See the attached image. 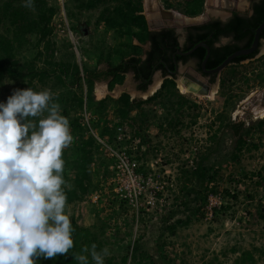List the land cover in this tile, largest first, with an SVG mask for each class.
<instances>
[{"label": "rangeland", "instance_id": "obj_1", "mask_svg": "<svg viewBox=\"0 0 264 264\" xmlns=\"http://www.w3.org/2000/svg\"><path fill=\"white\" fill-rule=\"evenodd\" d=\"M88 1H48L57 9L52 22L56 59L78 64L81 68L105 71L110 56L114 65L119 63V56L114 51L129 37L120 38L114 31L107 30L99 21L104 6L88 10L82 6ZM146 1L143 0L145 14ZM166 1L159 0L162 7H167ZM168 2L172 4L168 10L185 16L187 0ZM241 4L239 0L238 6ZM215 5L205 8L201 16L206 13L226 14L225 4L215 0ZM82 28H87L89 34L84 35ZM133 43L137 44L135 40ZM34 57L33 49L22 54L23 62L32 61ZM99 57L103 58L101 64L97 63ZM38 65L44 67V62L40 61ZM239 73L248 80L231 83L225 91L216 85L214 88L218 93L214 99L211 97L212 100L194 93L183 95L188 100L186 109L179 114L169 109L170 118L179 119L181 126L169 127L163 106L146 107V111L156 108L152 109L144 124L143 133L149 136L151 145H146L144 152L139 148L136 154L141 170L153 181L143 192L139 212L119 201L114 194L111 164L105 151L101 147L93 151L89 165V193L83 200L69 204L68 212L72 222L87 229L96 239L98 250L109 249L110 255L105 258V263L111 257L119 261L123 255L130 254L137 242L141 251L153 258L154 264H238V259L247 252L253 255V264H264V220L261 218L264 214V127L259 126L264 119L243 110L250 98L264 90V57L240 68ZM158 78L159 73L154 81ZM109 81L95 83L93 96L96 102L107 97L118 99L124 93L131 99L145 101L155 94L149 92L151 88L161 83L156 81L148 92L140 96L136 94L132 74L126 75L123 84L116 85L113 91L108 89ZM47 83L46 86L39 85V91L50 89L56 97L65 95L67 101L62 110L66 109L72 118L81 115L75 109V97L84 94V108L88 105L85 96L88 86L84 81L80 86H74L69 80L68 87H63L51 76ZM98 87H105V94L100 93V96ZM17 89L27 88L21 86V80L6 78L0 87V102H6ZM108 108V120L115 119V104L111 103ZM240 122L245 123L242 136L247 143L242 152L237 150L238 137L227 128V124ZM159 123H164V126L159 127ZM104 126L105 118L100 120L97 117L94 125L96 134L100 136ZM123 131L135 139L131 128L126 126ZM81 136L87 140L89 133L86 131ZM77 143L75 137L64 155V176L68 177L64 178L72 188L76 186V165L80 158L75 149ZM253 144L259 148H252ZM196 161L203 163L209 175L216 174L213 183H204L193 176ZM225 191L237 199H232ZM154 193L155 204L147 206ZM96 195L100 199L94 203L92 197ZM178 221L184 224H178ZM171 226H175L174 231L169 229ZM44 260L40 257L39 264Z\"/></svg>", "mask_w": 264, "mask_h": 264}, {"label": "trees", "instance_id": "obj_2", "mask_svg": "<svg viewBox=\"0 0 264 264\" xmlns=\"http://www.w3.org/2000/svg\"><path fill=\"white\" fill-rule=\"evenodd\" d=\"M49 0H35V7L29 9L23 6V0H5L0 1V87L6 78L11 80H21V86L25 88H33L39 91L38 86H46L51 76H54L57 83L63 87H68L69 80L72 85L80 86L84 81L88 90L86 93V109L94 117H99L100 120L105 118V126L103 127L100 136L107 140L108 143H114L117 137L118 128L129 127L133 130V137L141 141L140 147L151 145V140L148 135H145V120L153 112L152 109L146 111V107L151 105H161L167 111V123L169 127L181 126L180 120L171 117L169 109H173L177 114L186 109L188 100L175 90V84L172 80H166L162 89L152 97L144 100H132L129 94H122L118 99L107 97L99 102L95 101L93 96L94 85L98 81L110 80L108 83L109 91H113L116 85H122L125 80V73L129 70L133 71L137 80L142 78L149 79L150 67L157 61L160 56H166L167 52L159 54L162 51L163 43L159 40L153 41V36L148 30V22L142 13L144 12L143 0H89L83 3L82 6L88 10H95L99 6H104L100 14L99 21L103 22L107 30L114 31L120 38H128L121 42V47H118L114 52L119 56V63L114 65L110 58L107 60L108 69L105 71L90 70L81 68L78 64L64 63L56 59V44L53 40L54 25L53 18L57 14V9L49 5ZM255 15L253 18L244 19L236 17L227 28L219 30L218 35L232 33L236 39L245 38L243 32L246 28L253 30L252 39L246 47L251 46L255 30L264 22V0H254ZM167 8H171L172 4L166 1ZM204 11V0H187L184 8V14L188 17L200 16ZM82 31V30H81ZM264 34V32H263ZM137 39L140 43L145 44L147 41H153V50L149 53L148 60L142 62L137 56L141 54V48L135 46L133 40ZM173 43H171L172 45ZM34 50L35 57L32 61L23 62L22 54L25 51ZM229 50L227 56L237 51V48ZM232 50V51H231ZM134 57L131 62L140 64L130 67L125 63V60L131 55ZM102 56V55H100ZM226 56L219 62L212 64L211 67L220 65ZM165 60L168 59L165 57ZM44 62V67H39L38 63ZM103 61L102 57L98 58V64ZM142 87L145 91L147 85ZM58 102L61 107L66 104L65 95H59ZM114 103L115 119L108 120V106ZM84 94L75 97V109L81 112L74 118L70 117L69 112L64 109L62 114L65 115L71 126V131L78 143L75 146L76 152L79 155L77 168L76 186L67 192L68 205L72 202L83 200L89 193L91 177L89 174V165L92 163L93 151L100 147L97 140L89 135L87 140H83L82 134L87 131L84 124ZM197 107V105H194ZM156 109V108H155ZM77 111V112H78ZM134 112L135 115H134ZM96 117V118H97ZM107 124V126H106ZM95 125V124H94ZM164 123H159V127H163ZM245 123L227 124V128L238 137L237 150L242 152L247 147L246 141L243 139L242 131ZM262 128L264 122L259 124ZM127 129L125 130V133ZM124 132V131H123ZM180 131H178L179 134ZM264 134V129H262ZM124 133V134H125ZM126 135V134H125ZM252 148L258 149L257 144H253ZM250 150V149H249ZM111 172V171H110ZM112 173V172H111ZM193 176L196 179L202 180L204 183L208 181L213 183L216 179V174L209 175L203 163L196 161L193 169ZM65 177V176H64ZM68 178L67 176L65 177ZM225 194L232 196V199H237L234 195H230L228 191ZM264 220V214L261 215ZM178 224H184L183 221H178ZM76 231L73 234L74 248L70 253L60 254L55 258L45 259L43 264H78L73 254H82V249L85 246L91 247L92 243H96V239L92 237L87 229L81 228L74 221ZM171 231L175 230V226L169 227ZM90 259V257H89ZM154 264L153 258L146 252L141 251V247L136 242L130 254L123 255L119 261L114 257L109 258L105 264ZM238 264H253L254 257L251 253H244L236 262Z\"/></svg>", "mask_w": 264, "mask_h": 264}, {"label": "clouds", "instance_id": "obj_3", "mask_svg": "<svg viewBox=\"0 0 264 264\" xmlns=\"http://www.w3.org/2000/svg\"><path fill=\"white\" fill-rule=\"evenodd\" d=\"M62 111L50 89H17L0 102V264H39L74 248L64 155L75 137ZM109 255L95 243L73 254L78 264H105Z\"/></svg>", "mask_w": 264, "mask_h": 264}, {"label": "flooded vegetation", "instance_id": "obj_4", "mask_svg": "<svg viewBox=\"0 0 264 264\" xmlns=\"http://www.w3.org/2000/svg\"><path fill=\"white\" fill-rule=\"evenodd\" d=\"M238 1L239 0H219L220 4H225L226 6H224L227 7L224 8L227 10L225 15L206 13V15L201 16L203 15L201 14L197 17H191L190 21H187L188 23L186 22L187 25L179 22V19L182 18H180L178 14L176 15L175 12L168 10L167 7H162L159 0H157L158 8H155L156 10L152 9L151 12L148 11L146 1L147 14H145V9L142 14L145 15V17L148 16V18L151 19V21H149L146 17L148 22V30L154 34L153 41L160 39V41L163 43V48H161L162 51L160 50L158 53L163 54V52L166 51L167 54L166 56L163 55L158 57L157 61H154V63L151 65L149 79L143 77L142 80H137L134 72L131 70L125 73V76L128 74L133 75V80L136 83V94L138 93L140 96L141 94L143 95L149 91L151 86L156 81L160 80L161 83L158 82L159 84L157 83L149 91L151 92L152 89L156 87L153 92L156 94L162 89V86L166 80H172L175 84V90L182 96L191 93L185 86V82L191 86L200 87L202 90L208 86L209 94L201 95L199 93H194V95L198 97L204 96V98L212 100L211 95L214 99V96L216 93H218L216 88H214L216 85L219 90L225 91L231 83L237 82L239 80H242L241 82L244 83L246 80H248L243 79L242 75L239 73V69L244 66H249L252 63L254 64L255 62H259V60L264 57V53H261L264 49V31L261 33L259 47L255 52L235 58L232 63L220 74L207 73L208 71L216 69L231 55L238 51L251 48L253 45L255 34L259 27L255 30L252 44L249 47L246 46L252 39L253 34V30L250 27L243 31L245 33V38L243 39H236L232 33H221V35L217 34L219 30L221 31L227 28V26L231 24L236 17L250 19L255 15L254 0H241V6H238ZM224 6L218 7L221 8ZM207 7H216L215 0H204V9ZM175 17L178 18V21ZM179 36H186V39L181 43L178 38ZM153 41L149 40L145 44H142L137 39H135L137 44L134 45L141 48V54L137 57L140 58L142 62H146L148 60L149 53H151V50H153ZM171 43L173 44L171 45ZM200 44H204L209 48L210 55L205 65L206 71L203 68V63L207 58L208 49L204 46H198ZM227 48H231L232 50L237 48L238 50L227 56V53L229 52V50H225ZM190 51L193 52L188 55H184ZM224 56H226V59L220 65L211 67L212 64L219 62ZM134 57L136 56L131 54L125 60V63L130 67L134 65L140 66L141 63L135 64L134 62H131ZM165 57L168 59V61L165 60ZM157 73H159V78L154 81L155 75ZM148 81L150 83L147 85L146 90L143 91L142 87ZM181 86L185 87L188 92L185 93ZM262 92L254 95V97H257L256 102L258 106L256 107H264V105H262ZM245 109L247 110V108L243 107L244 111ZM250 111L252 112V109Z\"/></svg>", "mask_w": 264, "mask_h": 264}, {"label": "built area", "instance_id": "obj_5", "mask_svg": "<svg viewBox=\"0 0 264 264\" xmlns=\"http://www.w3.org/2000/svg\"><path fill=\"white\" fill-rule=\"evenodd\" d=\"M82 115L87 133L97 140L110 161V171L112 172L111 186L113 187L114 194L119 201L127 203L133 211L139 212L142 206L143 192L146 186L153 181L152 177L146 176L143 170H141V164L137 158L136 152L139 150L141 141L137 138H129L128 135L124 134L122 128H118L116 140L111 145L106 139L96 134L97 131L94 129V124L97 118L92 116L86 107ZM140 148L144 152L147 146L144 145ZM155 195L156 193L150 197L147 206L155 204ZM92 199L96 203L100 199V196L96 195Z\"/></svg>", "mask_w": 264, "mask_h": 264}, {"label": "water", "instance_id": "obj_6", "mask_svg": "<svg viewBox=\"0 0 264 264\" xmlns=\"http://www.w3.org/2000/svg\"><path fill=\"white\" fill-rule=\"evenodd\" d=\"M179 15V14H178ZM180 18H182L181 20H184L185 22L184 23H182V24H185V25H187V21H189L191 18H188V17H185V16H182V15H180ZM187 22V23H186ZM264 31V22L259 26V28L257 29V32H256V34H255V39H254V42H253V45H252V47L251 48H248V49H245V50H242V51H238V52H236L235 54H233V55H231L230 57H228L220 66H218L216 69H214V70H212V71H208L207 73H210V74H220L221 72H223L231 63H232V61L235 59V58H237V57H239V56H244V55H249V54H251V53H253V52H255L257 49H258V47H259V42H260V36H261V33ZM82 32L84 33V35H88L89 34V30L87 29V28H82ZM198 46H204V47H206L207 49H208V55H207V58L205 59V61H204V63H203V68H204V70L206 71V69H205V65H206V62H207V60H208V57H209V48L206 46V45H204V44H200V45H198ZM197 46V47H198ZM196 47V48H197ZM195 48V49H196ZM194 49V50H195ZM193 50V51H194ZM193 51H190V52H188V53H186V54H184V55H188V54H190V53H192ZM185 85L187 86V87H189V90L191 91V93H196L198 90H197V88H195L194 86H191V85H189L187 82H185ZM201 92L202 93H209V87L207 86V87H205L203 90H201ZM262 95H263V99H262V105H264V91L262 92ZM257 97H252V98H250L246 103H245V108H247V111L249 110H251L252 108H255L256 106H258L257 105ZM245 111H246V109H245ZM250 113L252 114V112L250 111Z\"/></svg>", "mask_w": 264, "mask_h": 264}, {"label": "bare ground", "instance_id": "obj_7", "mask_svg": "<svg viewBox=\"0 0 264 264\" xmlns=\"http://www.w3.org/2000/svg\"><path fill=\"white\" fill-rule=\"evenodd\" d=\"M147 6H148V11H150L151 12V10L152 9H155V8H158V3H157V0H147ZM156 10V9H155ZM180 17V16H179ZM171 18H173V17H171ZM175 18H177V17H175ZM177 21H178V18H177ZM190 21V20H189ZM179 22H181V23H184L185 21L184 20H181V19H179ZM159 84V83H158ZM186 86V85H185ZM158 87V86H157ZM187 87V86H186ZM195 88H197V90H198V92H196V93H199V94H201V95H207V94H209V93H202L201 92V88L200 87H197V86H194ZM155 88L156 87H154L153 89H152V92H151V94L154 92V90H155ZM181 88H182V90L185 92V93H187L188 92V90L187 89H185V87H182L181 86ZM188 89H189V87H187ZM98 94L101 96V94L100 93H104L105 94V87H103V88H101V87H98ZM189 92H191L190 90H189ZM214 94V93H213ZM200 95V96H201ZM145 96V95H144ZM209 96V95H208ZM202 98H204V96H201ZM211 97H212V95H211ZM252 112H253V114H254V116L255 117H257L258 119H264V107H255V108H252Z\"/></svg>", "mask_w": 264, "mask_h": 264}, {"label": "crops", "instance_id": "obj_8", "mask_svg": "<svg viewBox=\"0 0 264 264\" xmlns=\"http://www.w3.org/2000/svg\"><path fill=\"white\" fill-rule=\"evenodd\" d=\"M132 100H134V99H132Z\"/></svg>", "mask_w": 264, "mask_h": 264}]
</instances>
